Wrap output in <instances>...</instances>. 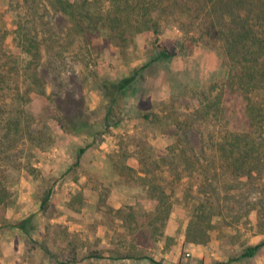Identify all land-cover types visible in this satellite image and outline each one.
Segmentation results:
<instances>
[{"label":"rangeland","instance_id":"374dc122","mask_svg":"<svg viewBox=\"0 0 264 264\" xmlns=\"http://www.w3.org/2000/svg\"><path fill=\"white\" fill-rule=\"evenodd\" d=\"M21 2H0L10 67L0 92V178L10 194L0 208V264H155L144 257L160 264H264V248L237 260L264 241V156L253 161L251 175H234L215 145L227 139L228 120L220 125L200 110L224 84L220 42L206 44L179 15L162 16L157 35L122 41L120 26L109 38L84 37L71 19L47 24L51 6L34 16ZM28 22L47 39L39 86L32 72L29 78L19 71L29 61L18 40ZM162 49L171 57L160 59ZM135 73L141 78L106 130L110 101L102 82ZM222 93L233 95L225 86ZM253 97L264 101V90ZM17 108L21 133H33L8 140ZM131 206L143 217L140 228L105 214ZM23 220L27 234L13 226ZM91 253L104 258L86 259Z\"/></svg>","mask_w":264,"mask_h":264},{"label":"trees","instance_id":"16d2710c","mask_svg":"<svg viewBox=\"0 0 264 264\" xmlns=\"http://www.w3.org/2000/svg\"><path fill=\"white\" fill-rule=\"evenodd\" d=\"M21 1L18 0V3L22 4ZM45 2L46 0H23V6L34 16L41 8L46 9L51 6L54 14L47 24L51 21L57 24L63 18L71 19L77 30H80L82 34L88 33L84 37L97 34L109 38L120 26L124 27V35H118L122 41H126L127 38L132 39L145 31L157 35L162 16L177 18L179 15V20L186 30L195 27L201 32L200 38L209 39L206 44L213 47V44L219 41V48L224 57L223 69L226 70L223 73L224 84L216 97L208 100L206 104L204 101L200 102L203 105L200 110H209L211 117L220 125H225L228 120L230 129L227 139L225 136L215 143L223 157L225 167L231 169L234 175L252 174L253 161L260 162L264 156V101L253 97L256 91L264 90V0H99L95 3L89 0H47V4ZM29 24V22L28 25L21 24L18 32L22 54L29 57L26 66L19 71L29 78L32 72L39 86L42 80L43 44L47 43V39L39 37L38 32L34 33L33 25ZM4 29L0 27V92L4 90L10 72L1 47V39L5 36ZM158 57L170 58L171 54L167 49H162ZM15 65L17 66V61L14 62ZM139 78L141 75L135 73L117 82L111 80L102 82V89L110 101L108 113L104 119L106 130L117 124L111 120L114 109ZM224 86L233 94L229 99H224L225 96L222 93ZM19 110L20 108L16 109L14 118L12 117L13 119L8 122L4 133V137L6 136L8 140H11L10 136L33 133L30 129L21 133L22 116ZM255 135L257 139L254 138ZM85 150L81 149L79 157ZM9 199V190L0 178V208L7 207ZM47 199L44 202H47ZM100 205H106L105 200H101ZM128 210L125 212V208L109 207L105 214L113 213L125 223H136L135 228L142 227L140 220H143V217L138 215L136 208L131 206ZM146 220L148 219L144 218V225L147 224ZM27 222L28 220H23L13 226L27 234ZM263 248L264 241L250 246L237 260L251 259ZM44 251L51 254L45 247ZM103 258V255L99 253H91L86 257V259ZM144 258L152 263L160 264L154 259Z\"/></svg>","mask_w":264,"mask_h":264},{"label":"crops","instance_id":"0c3cea01","mask_svg":"<svg viewBox=\"0 0 264 264\" xmlns=\"http://www.w3.org/2000/svg\"><path fill=\"white\" fill-rule=\"evenodd\" d=\"M101 264H107V263H101ZM108 264H117V263H116V262H111V261H109Z\"/></svg>","mask_w":264,"mask_h":264}]
</instances>
